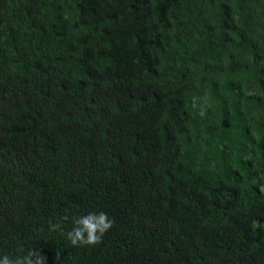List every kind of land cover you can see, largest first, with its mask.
Returning a JSON list of instances; mask_svg holds the SVG:
<instances>
[{
  "label": "trees",
  "instance_id": "1",
  "mask_svg": "<svg viewBox=\"0 0 264 264\" xmlns=\"http://www.w3.org/2000/svg\"><path fill=\"white\" fill-rule=\"evenodd\" d=\"M29 249L264 264V0H0V257Z\"/></svg>",
  "mask_w": 264,
  "mask_h": 264
},
{
  "label": "clouds",
  "instance_id": "2",
  "mask_svg": "<svg viewBox=\"0 0 264 264\" xmlns=\"http://www.w3.org/2000/svg\"><path fill=\"white\" fill-rule=\"evenodd\" d=\"M69 217L65 216L64 220ZM73 228L67 232V239L73 246H94L99 244L104 234L112 227V221L104 212H89L87 215L72 217ZM60 227L58 224L52 225L53 229ZM61 257V252L56 253L57 261ZM40 252L29 249L26 254L17 255L14 258L5 254L0 257V264H44L46 261Z\"/></svg>",
  "mask_w": 264,
  "mask_h": 264
}]
</instances>
